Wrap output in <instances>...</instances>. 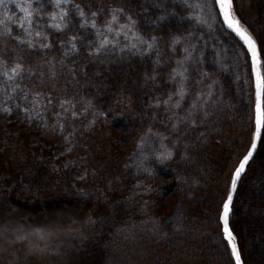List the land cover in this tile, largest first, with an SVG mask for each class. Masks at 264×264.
Returning <instances> with one entry per match:
<instances>
[{
  "label": "trees",
  "instance_id": "1",
  "mask_svg": "<svg viewBox=\"0 0 264 264\" xmlns=\"http://www.w3.org/2000/svg\"><path fill=\"white\" fill-rule=\"evenodd\" d=\"M143 1L127 0V3L146 29H155L156 34H161L169 26L179 24L168 20L154 27L149 25L148 15L152 13L154 18L157 12L147 9ZM247 1L253 5L252 17L257 18V25L262 27L261 30L254 28L255 32L253 25H249L250 31L258 47H264V0ZM240 2L233 0L236 15L248 25L246 22L252 14L244 10ZM172 3L168 2L170 6ZM228 34L245 55L246 98L232 88L226 73L220 74L221 81L215 91L217 94L223 91V103L220 110H210L212 115L206 134L198 136L204 131L198 127L187 133V143H181L171 161L160 163L153 159L150 177L138 173L134 165L126 166V161L131 163L130 157L137 156L134 146L142 130L150 124L162 129L161 123L153 121L144 106L145 97L138 86L144 65L138 57L128 59L120 55L125 60L107 64L105 68L102 64L89 65L87 69L91 81L85 91L93 100L97 116L81 118L74 124L76 139L87 150L89 163L88 174L78 185L94 193L102 190L105 193L102 198L93 199L92 193L77 195L70 186V179L62 178V172L51 169L50 148L42 149L26 139L6 144L8 146L0 151V164L7 161L10 165L8 182L25 192H36L42 203L32 202L27 208L29 216L0 204V264H104L106 258L112 259L110 264H138V260H142L135 255L145 247H151L153 252L157 248L166 250L172 257H177L178 247H187L183 255L201 264H224V260L226 264L230 261L234 264L230 250H225L221 243L217 212L230 186V174L238 165V159L246 154L244 151L236 157L235 151L241 144L242 134L250 132L249 114L254 97L249 57L235 37ZM6 39L0 38V47ZM126 96L135 99L129 109L123 106L125 99L119 105L116 103ZM118 110H128V116L124 122L113 123L112 114ZM232 161L234 165L226 183L222 174ZM109 180L111 184H107ZM92 208L93 218L88 219L87 213ZM231 209L230 227L236 236L242 264H264V140L259 142L240 179ZM144 219L157 222L156 234L130 239L122 232L127 224ZM10 223L14 227L5 234L4 227ZM35 226L55 234L80 228L84 235L69 248L51 250L41 241L38 246L30 242L28 234ZM17 233H23L24 239L16 238Z\"/></svg>",
  "mask_w": 264,
  "mask_h": 264
},
{
  "label": "snow or ice",
  "instance_id": "2",
  "mask_svg": "<svg viewBox=\"0 0 264 264\" xmlns=\"http://www.w3.org/2000/svg\"><path fill=\"white\" fill-rule=\"evenodd\" d=\"M152 6L161 12L154 24L171 17L187 23L156 34L155 29L141 25L127 0H0V38H7L0 47V102L17 101L15 106L30 122L50 124L54 131L71 129L64 137L71 144L75 122L97 116L85 91L91 81L89 65L108 62V54L117 50L138 57L144 65L138 81L144 106L165 131L154 124L143 129L134 146L137 156L130 157L126 166L134 165L138 173L150 177L153 159L171 161L181 143H187V133L199 127L204 131L198 136H204L210 110H220L223 91L217 94L215 88L220 74L228 69L202 33L205 26L211 27L210 20L222 17L250 57L254 97L249 114L251 147L230 174V187L217 212L221 243L225 250L230 248L234 264H242L230 214L237 182L257 141L264 140V47H258L235 15L233 0H178V5L173 0L171 6L166 0H152ZM127 101L135 103L132 96ZM123 102L124 98L116 101L117 105ZM3 111L10 114L12 109L4 107ZM12 227V223L5 225L4 233ZM45 231L34 229L28 234L30 242L38 246L45 240Z\"/></svg>",
  "mask_w": 264,
  "mask_h": 264
},
{
  "label": "rangeland",
  "instance_id": "3",
  "mask_svg": "<svg viewBox=\"0 0 264 264\" xmlns=\"http://www.w3.org/2000/svg\"><path fill=\"white\" fill-rule=\"evenodd\" d=\"M166 2H169V4H171L173 0H166ZM143 3L145 4V6L147 5V9L156 10L157 12V16L154 18H152L154 16L152 13L148 15L149 20L147 22L149 23V25L153 27L154 25H158L152 22L159 17V15L161 14L160 10L152 6V0H144ZM176 3L178 4V0H176ZM240 3V5L245 8L244 10L248 9L247 11L252 14L251 17L249 16V22H246L248 25L242 23L241 21L240 22L248 30L253 39H255L253 33L250 31V26L253 25V30L254 28H259V30H261L262 27L257 25V18L252 17L254 14V9L252 8L253 5L247 0H241ZM233 10L236 15L235 9ZM2 11L3 10L0 9V13H2ZM169 20L174 21L176 23L181 22L178 17H171L169 18ZM165 22H168V20ZM209 24L211 25V27L209 28L205 26L202 34L207 38L209 48H215V50L221 54L223 62L226 68L228 69L224 73L228 75V82L232 85V88L236 89L239 92H242L243 97L246 98L248 74L244 65L245 55L243 53V50L241 49V47L239 48L238 44L234 43V40L230 37L228 32L225 31L223 25L220 22L219 16H217L214 21L210 20ZM254 31L256 32V30ZM108 55L109 61L102 64L103 67L107 64L119 63L125 60L123 58L130 59L135 57L128 53H121L119 50H117L115 53H109ZM120 55H124V57L122 58ZM218 79L220 82V78ZM221 79H224V77H221ZM127 97L128 96L124 97L125 105L123 106L126 109H129L131 105L129 106ZM16 104L17 101L14 100L9 101L7 104L0 102V151L7 147L8 145L6 144H10L12 140L21 141L22 139H26V141L30 142L32 145L38 146L42 149L50 148L51 155L48 160L51 169L54 170L56 173L62 172V178L67 177V179H70V186L77 195L81 196V193H85V195H87L88 193H92L91 195L93 196V199L102 198L105 194L102 190L96 189L97 193L96 191L94 193L92 192V189L85 190L81 188L80 185H78V183L83 180L81 179V177L85 178L89 170V163L86 155L87 150L84 149V146L80 145V140H77L76 136H74L72 138L71 144L66 143L64 137L68 135V130L60 132L59 129H57L54 131L50 124L49 126H43L42 122L39 120L30 122L26 118V115L23 110L18 109L15 106ZM4 107H10L12 109L11 113H5L3 111ZM119 111L120 110H118V113L112 114L113 123L124 122L125 116H128V110H122L121 112ZM160 127H162L160 131H165V127L163 124H161ZM246 133L247 134H242L239 140L241 144L237 147L235 151L236 157L238 154L241 155L245 153V149H247V147H250L251 145L250 132L246 131ZM82 143L84 142L82 141ZM69 147L72 148L71 152L67 151ZM235 156L234 158H236ZM41 157L42 155H40V158ZM229 165L230 166L228 167V169H226L224 171V174H222V180L224 179V182H228L229 173L234 165V161H232V163H230ZM10 176V165L7 161H3V164H0V204L7 205L12 209L19 211L20 215L29 216L30 212L27 210L29 205L35 200H38L40 203H42V198H40L39 194H37L36 192L28 193L21 190L20 188H16L13 183H11L10 181L8 182V178H10ZM110 182L112 183V181L109 180L107 184H111ZM76 194L75 196H77ZM108 196L109 195L106 194V197ZM168 205L169 207H171L172 202L170 201ZM93 211L94 208H92V210L87 213L88 219L93 218ZM37 228L40 227L35 226L33 230ZM158 230L159 228L157 222L152 219H144L139 222H131L122 228V232L130 239H134L136 236L142 234H156ZM15 235L16 238H18L22 237V235L24 234L17 233ZM44 235L45 240L41 241L40 243H42L46 248L53 250L58 248H69L68 246H71L73 243L78 242L84 234L80 228H72V230L68 233L55 234L45 232ZM186 250L187 247H178V255H176L177 257H172L166 250L163 251L162 249L157 248L153 252L151 247H145V250H143L144 253L143 251H141L135 256L139 257V259L141 258L142 261L138 260V262L142 264H201L199 263V260L189 258V256L183 255V252H185ZM111 261V258H106L104 264H110ZM224 264H226L225 260Z\"/></svg>",
  "mask_w": 264,
  "mask_h": 264
},
{
  "label": "water",
  "instance_id": "4",
  "mask_svg": "<svg viewBox=\"0 0 264 264\" xmlns=\"http://www.w3.org/2000/svg\"><path fill=\"white\" fill-rule=\"evenodd\" d=\"M217 11H218V10H217ZM219 19H220V22H221V24L223 25L225 31H227L228 33L232 34V35L235 37V39L240 43V45L243 47L242 41H239V38L236 37L235 34L232 33L231 30L228 29V28L223 24V19H222V17L219 16ZM243 48H244V50H245L246 53H247L246 48H245V47H243ZM248 57H249V56H248ZM249 64H250V57H249ZM259 142H260V141H257V147H256V149L254 150L253 156L255 155V153H256V151H257V148H258ZM250 147H251V145H250ZM250 147H249V148H250ZM246 154H247V153H246ZM253 156H252V158H253ZM252 158L250 159V161L252 160ZM242 159H243V157H242L240 160H242ZM250 161H249V162H250ZM248 164H249V163H248ZM248 164H247V165H248ZM247 165L245 166V171H246ZM238 166H239V165H237L236 167H238ZM245 171L241 174V177L243 176V174L245 173ZM240 179H241V178H240ZM240 179H239L238 182H237V188H238V185H239ZM229 187H230V186H229ZM237 188H236V190H237ZM236 190H235V192L233 193V200H234V197H235V194H236ZM232 202H233V201H232ZM237 247H238V245H237ZM229 250H230V248H229ZM233 261H234V260H233ZM241 262H242V261H241Z\"/></svg>",
  "mask_w": 264,
  "mask_h": 264
}]
</instances>
